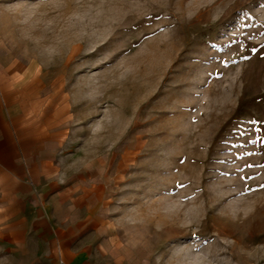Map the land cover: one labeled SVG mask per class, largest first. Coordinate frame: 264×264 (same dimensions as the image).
Here are the masks:
<instances>
[{"label": "rangeland", "instance_id": "obj_1", "mask_svg": "<svg viewBox=\"0 0 264 264\" xmlns=\"http://www.w3.org/2000/svg\"><path fill=\"white\" fill-rule=\"evenodd\" d=\"M0 113L24 141L1 236L24 223L48 256L76 232L90 264H264V0H0Z\"/></svg>", "mask_w": 264, "mask_h": 264}, {"label": "crops", "instance_id": "obj_2", "mask_svg": "<svg viewBox=\"0 0 264 264\" xmlns=\"http://www.w3.org/2000/svg\"><path fill=\"white\" fill-rule=\"evenodd\" d=\"M24 103L25 105L28 104V102L24 101V99H21V100L19 99L16 102V104L21 107L23 106ZM5 105L9 111L13 104L9 100V103L7 102ZM8 118H9V122L7 121V118L4 116V114L0 113V123L7 124L8 122L11 125V127L7 126L6 134L8 136L6 134H5L6 137L4 136V134L2 135V138L3 140H5V142L2 143V141H0V171L2 170L1 168H4V166L6 167L9 166L11 162L13 163L15 162V160L18 161L19 157H21V154H22L21 148L22 146L24 147L22 132L19 130V125L17 123L18 118L20 117H18V115L12 116V114L11 115L9 114ZM11 130L15 132V136L18 141L14 142L15 136L13 135ZM44 139L46 138L44 137ZM14 150L16 151V153ZM5 178H8V177H5ZM12 226L13 225L11 224L7 227H4L2 231L4 234L3 236L0 235V247L3 248V245L11 246L12 249H11L10 254L12 256V260L19 262V264H47V263L51 264V262L53 261L55 262L56 260H57V263L55 262V264H58V261H59V264H60V261H62V264H90L88 263V261L84 260V256L89 255L88 252L85 250H79L78 248H75L73 244L69 243L70 241L78 240L79 234L76 232L74 233L69 232V234L64 233L63 237L66 236L67 239L61 240V241L57 239L58 246L56 248V251L55 250L52 251V253H50V255L47 256L45 250H38V253L35 254V251L33 250V248L25 247L24 243L32 244L35 242H39V243L45 242V241L49 242V238H50L49 236L41 235V236H36L31 239L29 238L25 239L24 235H20V234H23L22 231L25 230L24 223L19 224L17 227L14 226L15 228ZM26 240H33V241L25 242ZM63 241L64 243H62ZM49 248H50V245L48 246V249ZM44 252H45V255L42 256L41 254ZM39 257L41 258L43 257V258L40 259ZM113 264H121V263L120 261L119 262L116 261Z\"/></svg>", "mask_w": 264, "mask_h": 264}]
</instances>
